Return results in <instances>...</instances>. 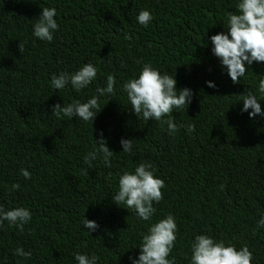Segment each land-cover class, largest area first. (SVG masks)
<instances>
[{
	"label": "trees",
	"instance_id": "1",
	"mask_svg": "<svg viewBox=\"0 0 264 264\" xmlns=\"http://www.w3.org/2000/svg\"><path fill=\"white\" fill-rule=\"evenodd\" d=\"M238 3L0 0V205L32 213L23 231L7 221L0 227V264H78L77 253H95L98 264H131L143 235L169 214L177 224L168 256L175 264H190L191 245L201 234L237 250L246 245L252 264H264V228H257L264 216V117L241 111L249 91L264 111L258 92L264 62L246 64L248 71L234 84L210 40L227 34L229 13H238ZM44 7L57 12L59 28L51 42L33 35ZM142 10L153 17L147 27L136 19ZM87 63L98 69L97 77L80 92L70 84L62 90L51 86L53 75L72 74ZM143 63L173 76L177 91L192 90L191 103L173 109L180 126L173 134L167 124L131 109L123 85L138 78ZM108 75L116 80L114 94L99 96ZM93 96H99L101 110L92 123L52 114L55 104ZM189 124L194 131H187ZM101 133L114 153L111 167L100 153L89 167L84 158L98 147ZM122 138L133 139L131 153L122 151ZM145 162L165 183L149 221L112 201L119 176ZM14 183L18 190H10ZM84 218L98 228L88 234ZM18 247L30 250L31 259L15 255Z\"/></svg>",
	"mask_w": 264,
	"mask_h": 264
},
{
	"label": "clouds",
	"instance_id": "2",
	"mask_svg": "<svg viewBox=\"0 0 264 264\" xmlns=\"http://www.w3.org/2000/svg\"><path fill=\"white\" fill-rule=\"evenodd\" d=\"M237 9V14L229 13L227 34L221 32L210 37L213 45L212 53L219 58L221 66L226 68L227 75L234 84H239L240 78L248 71L246 64L251 65L254 61L264 62V0H239ZM56 16L57 12L54 8H42L41 14L33 25V35L41 41L51 42L53 33L59 28ZM136 19L139 24L147 27L153 17L149 11L142 10ZM125 38L130 37L125 34ZM22 47L19 44V48ZM97 72L98 69L93 64L87 63L72 74L61 72L59 76L53 75L51 86L62 90L70 84L72 89L80 92L96 79ZM115 83V77L108 75L106 87L97 88L99 96L114 94ZM176 83L173 76L162 75L153 68L151 63H143L138 78L129 79L124 83L123 90L127 93L131 109L137 117L142 114L145 120L154 119L161 124H167L168 132L173 134L180 127L175 123L173 109L187 107L193 96L192 90L188 88L177 91ZM205 83L207 87H216L212 81ZM258 92L264 96V79L259 81ZM99 96H93L84 103L73 101L66 106L55 104L52 107V114L58 119L64 117L72 119L75 116L92 123L101 110ZM258 101L257 95L249 91L242 98L241 111H247L250 118L257 115L264 117V111L261 110ZM164 117L169 118L165 120ZM194 130V125L187 126V131ZM132 141L133 139L123 138L120 140L123 152L131 153ZM95 143L98 147L85 156V163L92 167V161L97 159V154L100 153L104 164L111 167L110 158L114 153L106 146L102 133L100 140ZM21 174L25 178H30L31 175L24 169H21ZM118 183L119 190L112 201L117 205L124 204L126 208L133 209L144 221L151 220L156 211L153 203H159L163 199L161 190L165 187L163 179L155 176V166L151 163H140L135 167L134 172H124L120 175ZM223 187L221 185L222 190ZM19 188L20 185L14 183L10 190ZM31 217L32 213L26 207L5 210L0 205V227H3L4 221H7L9 226H15L23 231L24 225L31 220ZM83 227L90 234L98 228V225L95 221L84 218ZM257 228H264V216L258 221ZM176 231L175 217L171 214L152 224L142 237L138 258L130 257L131 264H175V258L169 260L168 256L175 246ZM15 255L31 259L32 252L30 250L25 252L22 247H18ZM74 258L78 264H98L99 260L95 253L91 256L77 253ZM252 259V253L246 245L237 250L234 245L226 246L223 241L216 242L209 235H197L191 245L190 264H252Z\"/></svg>",
	"mask_w": 264,
	"mask_h": 264
}]
</instances>
